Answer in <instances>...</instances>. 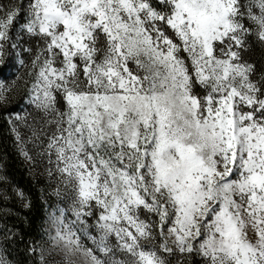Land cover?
<instances>
[{"label": "snow or ice", "instance_id": "1", "mask_svg": "<svg viewBox=\"0 0 264 264\" xmlns=\"http://www.w3.org/2000/svg\"><path fill=\"white\" fill-rule=\"evenodd\" d=\"M257 46L264 0H0V112L58 178L0 264H264Z\"/></svg>", "mask_w": 264, "mask_h": 264}, {"label": "trees", "instance_id": "2", "mask_svg": "<svg viewBox=\"0 0 264 264\" xmlns=\"http://www.w3.org/2000/svg\"><path fill=\"white\" fill-rule=\"evenodd\" d=\"M249 56L257 63L264 61V48L255 47ZM7 72V69L0 70V77L5 76ZM14 103L17 105L15 100L9 103L10 110L15 107ZM2 116L3 113L0 112V165H3L4 169L2 174L8 177V183L3 187L9 199L5 200L3 193L0 192V228L5 225L8 228L16 226L25 241L29 238L40 239L46 228L49 205L55 202L51 183L44 176L32 174L18 150L14 134ZM14 189L24 191L25 196L31 200L30 208L22 206L23 202ZM18 248L22 251L24 244L19 243ZM173 260L175 264L177 259Z\"/></svg>", "mask_w": 264, "mask_h": 264}, {"label": "rangeland", "instance_id": "3", "mask_svg": "<svg viewBox=\"0 0 264 264\" xmlns=\"http://www.w3.org/2000/svg\"><path fill=\"white\" fill-rule=\"evenodd\" d=\"M19 71H20V73L22 74L23 73V69H19ZM8 73V72H7ZM12 78H14L12 75H8V74H6L5 76H3V77H0V79H12ZM16 102V101H15ZM15 105V108H16V110L17 111H19L20 110V107H17L16 106V103H14ZM29 111H31V108H29L28 109ZM20 131H21V133L23 134V136H24V139L26 140V141H28L26 144H24V145H21V146H18L17 145V147H18V150H19V152H20V154H21V156L23 157V159H24V161L26 162V164L29 166V168H30V170H31V172H32V174L33 175H35V176H44L45 178H47V180L49 181V183H51V187H52V189H51V192L53 193V195H54V198H55V202L54 203H58V198L56 197V195H55V192H54V189L57 187V179L58 178H49V176H48V174H47V172H45V165H43V164H39V163H37V164H34L32 161H30V160H28V159H26V157L22 154V151H21V148H23V150L24 151H27V152H29L30 154H34L35 152H36V149H35V147L33 146V144H32V142L30 141V140H28V137L31 135V133H30V131L28 130V129H26V128H21L20 129ZM17 143V142H16ZM61 187H62V185H61ZM52 209L50 208L49 209V212L51 211ZM48 212V213H49ZM50 227H52V225H51V222H50V220H49V217L47 216V224H46V228H50ZM89 246H91L90 244H89ZM57 258H59V257H57ZM173 259H177V258H173Z\"/></svg>", "mask_w": 264, "mask_h": 264}]
</instances>
